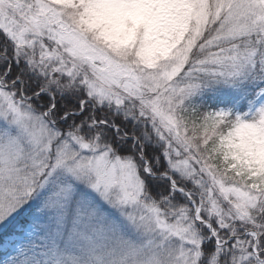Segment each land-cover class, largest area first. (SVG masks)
<instances>
[{
	"label": "snow or ice",
	"instance_id": "snow-or-ice-1",
	"mask_svg": "<svg viewBox=\"0 0 264 264\" xmlns=\"http://www.w3.org/2000/svg\"><path fill=\"white\" fill-rule=\"evenodd\" d=\"M0 264H264V0H0Z\"/></svg>",
	"mask_w": 264,
	"mask_h": 264
}]
</instances>
